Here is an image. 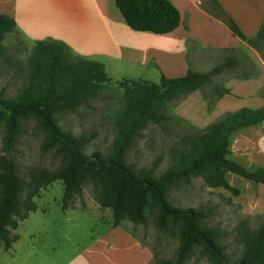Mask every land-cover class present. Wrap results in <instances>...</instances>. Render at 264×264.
<instances>
[{"label":"trees","instance_id":"trees-1","mask_svg":"<svg viewBox=\"0 0 264 264\" xmlns=\"http://www.w3.org/2000/svg\"><path fill=\"white\" fill-rule=\"evenodd\" d=\"M125 24L134 30L165 33L179 23V12L169 0H113ZM232 32L249 45L264 42V19L252 37H245L236 24L217 12ZM14 20L0 13V39ZM5 49L0 48V53ZM66 50L52 42L38 43L37 51L27 60L25 84L13 96L0 90V118L4 124L3 150L13 148L22 132V123L32 119L42 132L40 150H53L59 162L53 168L32 166L27 178L22 177L11 158L0 154V241L9 247L18 221L35 209L32 197L40 187L60 179L63 184L62 207L81 191L86 182L92 184L99 206L111 210L112 225L123 219L143 223L145 212L152 215L157 229L170 232L177 239L171 259L165 264H183L196 249L210 264H264V221L249 227L243 220L235 230L240 244L237 258L230 261L217 231L206 225L200 208L178 206L168 198V192L178 183L200 176L207 186H222L234 191L224 178L226 171L264 186V165L244 167L229 155L228 138L232 131L264 118L262 107H239L208 125L203 131L188 135L182 146L171 148L168 165L158 174L154 170L161 160L156 156L150 167L136 168L125 159L134 139L148 122L160 123L168 116L162 111L164 103L174 95L198 88L210 75L235 62L227 56L207 71L187 69L176 77L161 76L158 82L140 79L124 88L125 104L116 119L111 148L107 153L82 151L88 137L73 134L60 127L57 114L73 111L90 97L98 95L110 77L103 64L93 59L68 62Z\"/></svg>","mask_w":264,"mask_h":264},{"label":"rangeland","instance_id":"rangeland-1","mask_svg":"<svg viewBox=\"0 0 264 264\" xmlns=\"http://www.w3.org/2000/svg\"><path fill=\"white\" fill-rule=\"evenodd\" d=\"M34 40L25 38L20 44L22 48L8 45L0 53V90L4 95L13 96L25 84L26 58ZM253 47L264 57V42ZM234 58L235 62L223 70L220 83L215 81L213 90H216L218 84L220 91L224 92L227 89L222 86L223 78L231 73L241 75L244 59L241 56ZM202 91L199 86L197 90L182 92L166 101L162 111L168 118L160 123L148 122L140 130L126 152V161L136 168H148L159 155L161 160L154 170L158 174L168 165L171 148L182 146L188 135L203 131L227 112L238 109L225 111L221 115H202ZM124 104L121 87L109 83L99 89L98 95L88 98L73 111L57 114V123L66 131L88 137L82 148L85 154L93 150L107 153L116 129L115 121L121 116ZM208 105L210 103H206V108ZM262 108L264 110L263 105ZM254 128L256 126L232 131L228 138L229 155L241 158L248 166L254 163L249 162L248 158L254 141L251 138L256 134ZM4 135L3 118H0V154L4 153L11 158L22 177L27 178L29 167L53 168L58 164L59 158L53 150H40L42 132L32 119L22 123V132L9 151L3 150ZM224 178L236 188L234 191L222 186H207L202 177L192 176L187 182L175 185L167 196L175 205L200 208L205 214L206 225L217 231L227 258L233 261L240 252V244L234 236L239 221L243 220L249 227L264 221V211H257L254 207L258 203L257 199L262 196L264 186L229 171L224 173ZM62 191L60 179L40 187L32 197L35 209L19 220L14 230L18 234L16 245L24 247V250H28L31 243L37 247L43 246V255L36 248L34 251L38 256H43L44 264H61L64 259L79 252L88 257L92 264H165L163 259L173 257L177 239L170 232L157 229L151 213L145 212L143 223L121 220L117 224L121 231L113 230V233L122 234L116 236L114 244L112 241L106 244L109 233L106 229L112 224L111 210L98 205L92 184L84 183L81 191L74 194L64 207L61 205ZM11 233L13 230L9 231ZM135 238H138L137 243ZM1 246L0 241V255H3ZM31 255V259L28 260L29 254L26 260L28 264H32L37 256L33 253ZM183 264L210 263L194 249Z\"/></svg>","mask_w":264,"mask_h":264},{"label":"crops","instance_id":"crops-1","mask_svg":"<svg viewBox=\"0 0 264 264\" xmlns=\"http://www.w3.org/2000/svg\"><path fill=\"white\" fill-rule=\"evenodd\" d=\"M169 1L179 12V23L171 31L154 33L128 27L113 0H0V13L8 14L14 20L4 31L0 48L7 49L8 45L22 48V40L35 39L27 55L28 60L37 51L38 43L50 41L54 47L65 48L68 62L81 59L101 62L104 73L110 77V82L104 85L116 83L121 87L123 96L124 88L140 79L158 82L161 76H180L187 69L207 71L227 55L241 56L244 59L241 75L231 73L223 78L222 86L227 90L221 92L218 84L213 90L215 81L220 83L224 69L211 74L210 79L200 86L203 90L201 113L221 115L242 106H264V91L261 90L264 89V57L244 38L232 32L217 13L222 10L246 38L252 37L264 19V0ZM194 90L197 88L191 91ZM206 103H210L208 108ZM256 104L259 106H252ZM250 126H256L248 153L249 162L254 163L248 166L241 158H232L252 169L264 165V118L236 130ZM261 193L258 203L254 204L257 211H264V191ZM119 228L118 225L107 226L106 244L111 241L114 244L116 236L122 233H113V230L121 231ZM16 235L9 247H4L2 243L0 264H28L26 260L29 254L28 260L31 259L32 253L37 255L32 264H44L43 256L34 251L36 248L41 253L43 246L31 243L29 249L24 250V247L16 245ZM135 239L137 243L138 238ZM61 264L92 262L79 252L64 259Z\"/></svg>","mask_w":264,"mask_h":264}]
</instances>
